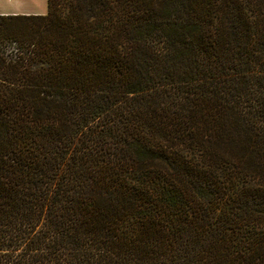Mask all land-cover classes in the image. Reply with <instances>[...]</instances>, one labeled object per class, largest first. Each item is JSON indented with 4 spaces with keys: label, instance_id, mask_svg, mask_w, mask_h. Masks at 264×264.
<instances>
[{
    "label": "trees",
    "instance_id": "trees-1",
    "mask_svg": "<svg viewBox=\"0 0 264 264\" xmlns=\"http://www.w3.org/2000/svg\"><path fill=\"white\" fill-rule=\"evenodd\" d=\"M0 264H264V0L0 15Z\"/></svg>",
    "mask_w": 264,
    "mask_h": 264
},
{
    "label": "crops",
    "instance_id": "crops-1",
    "mask_svg": "<svg viewBox=\"0 0 264 264\" xmlns=\"http://www.w3.org/2000/svg\"><path fill=\"white\" fill-rule=\"evenodd\" d=\"M20 4L22 5V7L20 6ZM28 6L22 3H19V6H17V0H7L6 4L0 3V15L46 14L48 11V6L47 11L46 9L40 11L42 6L39 3L31 4L30 10L28 9Z\"/></svg>",
    "mask_w": 264,
    "mask_h": 264
},
{
    "label": "rangeland",
    "instance_id": "rangeland-1",
    "mask_svg": "<svg viewBox=\"0 0 264 264\" xmlns=\"http://www.w3.org/2000/svg\"><path fill=\"white\" fill-rule=\"evenodd\" d=\"M15 1V0H14ZM7 0H0V3H4L6 4ZM19 3H22V4H26L28 6V9L30 10V6L31 4H34V3H39L41 4L42 8L40 9L41 10H45L47 11V6H48V2L47 0H17V6H19ZM20 6L22 7V5L20 4ZM18 46V44L16 43H13L11 44V46L9 47L8 50H13L14 48H16Z\"/></svg>",
    "mask_w": 264,
    "mask_h": 264
}]
</instances>
